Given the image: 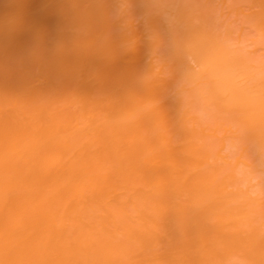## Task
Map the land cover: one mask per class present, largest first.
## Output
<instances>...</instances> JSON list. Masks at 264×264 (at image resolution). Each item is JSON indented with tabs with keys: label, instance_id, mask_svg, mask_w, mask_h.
<instances>
[{
	"label": "bare ground",
	"instance_id": "bare-ground-1",
	"mask_svg": "<svg viewBox=\"0 0 264 264\" xmlns=\"http://www.w3.org/2000/svg\"><path fill=\"white\" fill-rule=\"evenodd\" d=\"M0 264H264V0H0Z\"/></svg>",
	"mask_w": 264,
	"mask_h": 264
}]
</instances>
